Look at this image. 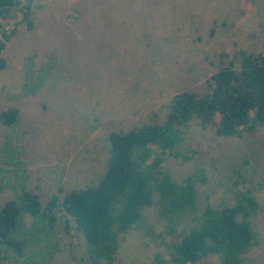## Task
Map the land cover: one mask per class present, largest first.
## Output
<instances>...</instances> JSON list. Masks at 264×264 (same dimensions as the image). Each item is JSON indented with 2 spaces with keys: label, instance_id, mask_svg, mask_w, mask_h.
<instances>
[{
  "label": "rangeland",
  "instance_id": "obj_1",
  "mask_svg": "<svg viewBox=\"0 0 264 264\" xmlns=\"http://www.w3.org/2000/svg\"><path fill=\"white\" fill-rule=\"evenodd\" d=\"M32 29L14 6L0 20L15 29L0 58V205L96 187L106 170L108 135L165 120L171 99L200 91L239 51L264 55V0H36ZM172 153L155 148L161 172L193 176L196 205L169 235L157 196L141 226L119 237L111 264L169 259L168 246L204 208L232 205L239 193L264 204V126L218 137L191 120ZM59 189L63 194H59ZM53 218V220H51ZM1 264H93L73 220L57 206L46 216L18 213ZM257 244L243 264H264V214L252 217ZM17 246H16V245ZM209 256L196 264H219Z\"/></svg>",
  "mask_w": 264,
  "mask_h": 264
},
{
  "label": "trees",
  "instance_id": "obj_2",
  "mask_svg": "<svg viewBox=\"0 0 264 264\" xmlns=\"http://www.w3.org/2000/svg\"><path fill=\"white\" fill-rule=\"evenodd\" d=\"M35 1L0 0V20L16 6L22 23L31 30L32 11L40 8ZM15 34V29L1 33L0 54ZM5 66L0 58V70ZM0 118L3 125L11 126L17 111H5ZM193 119L204 128L209 126L218 137H236L243 130L264 126V55L237 52L203 82L200 91L175 94L164 121L111 132L106 170L96 187L65 194L59 189L62 198L54 194L45 206L30 191L23 192L19 201L11 199L0 205V264L1 247L9 243L19 211L46 216L58 206L84 237L93 264H111L119 237L141 226V210L151 205L155 196L161 204V217L166 220L164 227L169 235L176 234L183 215L195 209L194 177L174 182L159 171L162 159L154 151L172 153L182 141V129ZM259 212L264 214V204L243 193L230 206L207 205L200 221L168 246L169 259L157 254L152 264H196L209 256H219V264H243V255L257 244L251 225L252 217Z\"/></svg>",
  "mask_w": 264,
  "mask_h": 264
}]
</instances>
